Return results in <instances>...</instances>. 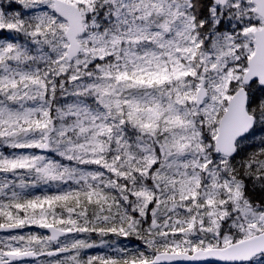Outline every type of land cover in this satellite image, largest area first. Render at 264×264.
<instances>
[{
	"label": "snow or ice",
	"instance_id": "6c2138e0",
	"mask_svg": "<svg viewBox=\"0 0 264 264\" xmlns=\"http://www.w3.org/2000/svg\"><path fill=\"white\" fill-rule=\"evenodd\" d=\"M0 264H264V0H0Z\"/></svg>",
	"mask_w": 264,
	"mask_h": 264
}]
</instances>
